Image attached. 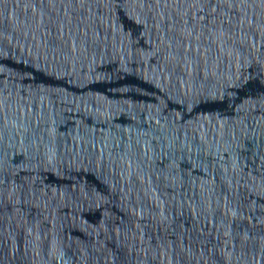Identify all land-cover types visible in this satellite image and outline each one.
Here are the masks:
<instances>
[{
	"label": "water",
	"instance_id": "obj_1",
	"mask_svg": "<svg viewBox=\"0 0 264 264\" xmlns=\"http://www.w3.org/2000/svg\"><path fill=\"white\" fill-rule=\"evenodd\" d=\"M0 264H264V0H0Z\"/></svg>",
	"mask_w": 264,
	"mask_h": 264
}]
</instances>
